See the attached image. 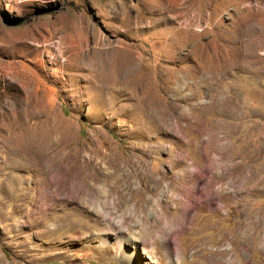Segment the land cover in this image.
<instances>
[{"label": "rangeland", "instance_id": "374dc122", "mask_svg": "<svg viewBox=\"0 0 264 264\" xmlns=\"http://www.w3.org/2000/svg\"><path fill=\"white\" fill-rule=\"evenodd\" d=\"M169 1L0 0V264H264V0Z\"/></svg>", "mask_w": 264, "mask_h": 264}, {"label": "bare ground", "instance_id": "6f19581e", "mask_svg": "<svg viewBox=\"0 0 264 264\" xmlns=\"http://www.w3.org/2000/svg\"><path fill=\"white\" fill-rule=\"evenodd\" d=\"M188 2H191V1H189V0H185L183 2L175 1L173 3H170V1H169L168 6H166V7H160L159 6V7L160 8H165L167 11H171V10L179 9L180 8L179 6L182 5V8L183 9H187V13L185 12L184 14H180V15L172 18V20L175 21L176 18H181L183 16H187V14L190 13L189 12ZM163 4H165V3H163ZM189 4H191V3H189ZM151 7L153 8V6H151ZM151 7H149V9H151ZM165 13H166V11H165ZM196 19H195V14H194L193 16L186 17L183 22H185L186 27H188V25H191L192 22H197ZM183 22L181 20L180 24H182ZM46 149L47 148L42 147L41 150L39 151L38 157L40 158L41 161L46 162V163H50L49 169L51 171H53L57 167H55V164L51 166V163H53L54 159L51 156V152L46 151ZM71 165L72 166H75V169L77 168V166L73 162L71 163ZM73 180H74V182L71 184V186L69 187V189L71 190V195H72L73 198H75L77 205L80 206L81 208H87V207H89L92 211H97V212H100V213L102 212L107 217H109L110 216L109 211L105 209V207H106L105 205H107L106 204L107 203V200L105 198H103V200H98V197H97V194H96V190H97V188H100V187L98 185H96L95 181H92L94 179L91 176V172H85V171H82V170H78L77 172H75V175L73 176ZM118 184L115 185V189H113V188H111L109 190L107 189L108 190L107 195H109L111 193H116L117 194V196L114 197L113 198V201L111 202L113 204V206H115V207H116V205L119 206V204H120V201H119L120 200V197H124V195H125L124 190L125 189L126 190L128 189L127 187H121ZM106 191H105V193H106ZM101 192L102 191L100 190V193ZM163 240L166 242L168 248H170V249H176V248H174V244H176V239L175 238L172 237V240H170V237L164 236L163 237ZM103 242L106 243V241H103ZM120 247H122V242L120 243ZM175 251H177V249ZM133 253H134V251H132L131 254H128L127 253L124 256L126 258L130 259L132 257V254Z\"/></svg>", "mask_w": 264, "mask_h": 264}]
</instances>
